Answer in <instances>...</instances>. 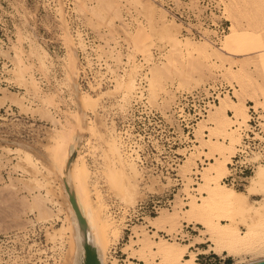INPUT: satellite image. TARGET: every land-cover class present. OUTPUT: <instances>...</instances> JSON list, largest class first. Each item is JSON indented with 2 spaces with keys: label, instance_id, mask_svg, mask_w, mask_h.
Instances as JSON below:
<instances>
[{
  "label": "rangeland",
  "instance_id": "1",
  "mask_svg": "<svg viewBox=\"0 0 264 264\" xmlns=\"http://www.w3.org/2000/svg\"><path fill=\"white\" fill-rule=\"evenodd\" d=\"M60 1L62 14L57 12L59 0H0V53H2L1 49L6 50L8 46L10 49L6 51L11 55H13L12 49L14 51L15 48L18 49L16 52L19 51L18 54L24 63L29 65L35 88L37 90L39 88L38 96L48 98L52 104H49V109L55 120L64 123L69 119L72 124L70 141H73L76 148L70 150L68 146L71 142H69V145L66 143L67 147H64V151H75L74 158L77 164L84 163L89 171V177L85 180L87 193L92 200L97 201V196L100 197L103 204L107 206V212L112 217L113 224L118 225L117 227L121 230V235L117 239L112 236V238L109 237L106 245L107 264L125 262L123 260L130 251L133 253L132 260L143 263L149 259L151 264H163L160 256L150 255L147 246L143 245L145 243L143 225L150 234H153L151 223L145 221L147 220L146 217L136 219L137 217L134 215L129 216L133 223L130 222L127 220L128 216H125L126 209L139 201L147 210L156 205V207H165L170 211L176 207L180 211L181 208L189 207L190 193L196 197L200 195L198 184L200 175L198 172L205 165L208 160L206 158L211 152H209V145L204 139H210L219 132L213 128L215 124L207 116V122L205 121L204 125H199L200 129L196 126L198 131L193 129V138L190 142V138L186 137L181 129L183 122H180L181 118L175 114L173 108L175 99L179 94L199 90L209 82L219 84L222 91L230 86L232 88L230 93L233 92L232 98L234 100L243 98L244 107L245 105H254L258 114L263 116L264 0H208L209 3L215 4L216 12L219 14L217 16L215 13H211L212 17L222 15L223 23L230 26L231 21H234L235 26L229 28V33L221 37L219 42L211 40L215 44L213 46L220 47V49H213V51L208 47L207 58L199 56L197 52L191 53V55L186 50H182L181 55L175 56L173 53L169 57L167 45L164 46L162 43L156 42L149 46L144 43L145 36H148L149 26L146 16L142 12L140 13L138 8H134L125 0H98L114 17L116 23L127 32L130 31V40L138 48L135 51V58L127 64L124 61L129 60L128 53L130 48L132 49L131 45L118 31L110 28L100 18L92 14L89 0ZM199 1L203 0H156L158 6L160 5L168 11L157 8L156 19L158 24L156 23V25L164 24L173 19L171 14L174 13L169 11L167 5L175 6L176 9L180 7L195 9L198 8ZM93 2L95 3L96 0ZM161 12H163L162 15ZM61 17L62 20H60ZM176 20L181 21L177 18ZM183 26H187L184 21H182L180 31ZM63 27L71 34V44ZM209 32L211 31L204 30L210 40ZM79 37L82 38L83 46H80ZM114 44L120 50L122 58L120 63L111 57L110 48ZM69 47H71L72 56H74L73 66L72 57L69 56ZM149 48H151L153 56L145 59V53ZM43 51L46 52V56L40 58ZM5 57L3 53L0 54V86L7 87L11 91L23 92V88H20L11 79L9 80L12 74L7 72V69L11 68L12 64ZM169 58H173L170 59L171 62ZM41 59L44 61L43 64L40 62ZM153 62L161 63L160 66L168 63V65L166 64L167 67L166 65L160 67V72L154 78L150 70ZM133 64L137 67H134ZM124 66L127 71L132 67L134 68L130 71L135 78L133 72L135 70L136 72L139 70L147 71V75L152 77V90L145 92L144 95L147 96L152 93L151 101L148 102L147 98L143 96L141 101L131 99L124 110L119 106L121 91L124 87L114 86L113 76L126 75L124 74ZM229 71L232 74L237 73V76L234 74L236 77L233 78ZM69 72H74L76 75L78 91L85 100L84 107L80 102L81 97L79 100L77 98L79 96L75 93L73 95L69 88ZM137 81L139 82V78ZM142 82L146 84V81ZM112 88L113 90L116 88V92ZM251 95L259 101H257L258 104L254 99L249 100ZM6 108V106H0V238H2L1 249L4 250L0 259L1 263L4 264L7 256H11L9 264H53V254L59 251L63 255L60 264H76L80 246L77 227L74 226L73 218L70 219L73 210L65 189H62L60 176L56 174L55 169H51L52 171L48 173V169L53 164L48 159V155L51 153L53 143L51 133L56 121L53 122V119L51 121L50 118L42 117L39 114L23 113L15 105ZM231 108L233 109L234 106ZM235 109H237V105H235ZM244 109L248 118V108L245 107ZM233 113L234 109L232 112L229 111L230 115ZM104 117L108 122L114 120L115 127L121 132V135L123 134L122 137L126 145L131 142L134 144L132 140L140 143L143 136L145 140L151 138L154 143H150L152 147L147 149L146 162L143 164L142 156L138 162L142 164L144 172L143 178L137 180L136 194L134 193L133 196L126 193V180L118 175H112L105 164L104 154L99 143V134L95 127L96 123L99 125L101 118L104 120ZM76 118L77 121L74 123ZM236 123H238L237 126L243 124L237 120ZM56 126L59 127V124ZM126 130L129 132L127 137L126 132H123ZM176 132L185 138H176ZM204 132L207 135H204ZM149 134H152L154 138ZM224 135L221 133L222 138H227ZM237 135L239 136V134ZM137 137H139V141L135 139ZM19 147L22 151L30 153L32 161L46 176L49 186L56 195L55 199L63 206L61 217L64 218L66 215V222L60 249L53 246V243L46 238V230L59 227L62 221L57 219L52 222H38L34 220L33 213L28 209L26 201L30 198V193L18 181V178H24L27 175L21 169L17 168L16 170L12 166L17 155L14 149ZM9 149L11 150L9 151ZM138 149L140 153L143 150V145ZM205 149L209 155L203 152ZM235 151L233 149L232 153ZM190 152L193 154L192 163L188 167L189 170L187 168L185 172H182L180 163L186 159ZM232 153L229 154V157ZM229 157L228 159H230ZM228 167L230 169L227 174H230L224 178V181L228 185L230 184L229 186L243 190L246 183L245 175L238 168L231 169L230 164ZM154 175H159L164 183L167 182L165 176L172 178V181L163 185L161 189L157 186L151 187L149 179L153 178ZM133 182L131 180V183ZM155 214L146 212L147 216H154ZM193 222L188 223L180 219V223H175L172 226V232L167 233L160 230L158 234L168 238L169 241L176 240L181 243L193 241L197 235L204 237V233L199 234V225ZM126 223H130V225L126 226ZM147 223H149L148 226L145 225ZM241 229L244 228L241 227ZM14 232L23 233L22 238L14 243L7 241V234ZM3 235L6 236L3 237ZM15 237L17 238V236ZM130 239L137 242L132 241L131 244ZM127 243L130 246H127ZM196 246L202 248L206 246V243H199ZM136 248L138 251L135 250ZM194 248L195 245L190 247V249L197 251L195 264H240L251 257L248 253L244 257L245 259L240 260L237 256L215 254L211 251L198 253L199 251Z\"/></svg>",
  "mask_w": 264,
  "mask_h": 264
},
{
  "label": "bare ground",
  "instance_id": "2",
  "mask_svg": "<svg viewBox=\"0 0 264 264\" xmlns=\"http://www.w3.org/2000/svg\"><path fill=\"white\" fill-rule=\"evenodd\" d=\"M89 1L91 2L92 14L100 18L110 28L118 31L121 35H123V38L131 45L132 49L130 48V51L128 53L129 60L126 62L124 61L125 64L129 63L132 59L135 58V51L138 49L136 48L133 41L130 40V31L127 32V30L122 28L121 25L116 23L114 17L108 12L106 7L101 4V2L99 3L98 0H96L95 3L93 2V0ZM125 1L128 4L133 5L134 8H138V11L140 13L142 12V14L147 18L149 26L148 36H145L144 43L149 46L153 43L155 44L156 42L162 43L164 46L167 45L168 53H170L169 57L172 56L171 54L173 53L176 56L182 53V50H186L187 53L193 54L197 52L199 56H204V58H207L208 56L206 55V51L208 47H210L212 50H217L218 48L220 49V47H214V43L206 36L203 37V39L198 40H193L191 38H188L187 36H181L180 38V28L182 26V21L178 22L174 14H171L173 16V19L167 21L164 24L156 25L157 8H161V10L163 9V11L168 12L165 8H162L160 5L158 6L156 0ZM58 6L59 7H57V12L61 13L62 4L60 0ZM162 14L163 12H161V15ZM60 20H62V17L60 18ZM232 26H235L234 21H231L230 26H228L227 32L224 33L222 37L226 36L229 33L228 30ZM65 32L71 44V34L67 29H65ZM81 39L82 38L79 37V43L81 44L79 45L83 46ZM124 39L123 41H125ZM134 41L136 40L134 39ZM8 49H10L9 46ZM69 49L70 55H67L72 57L71 59L73 60V66L74 56H72L71 47H69ZM150 49L151 48L147 49V52L145 53V59L153 56ZM6 50L1 49V52L4 54V56H6L5 58L9 59L12 64V67L7 69V72H10L12 74L9 80L11 79L20 88H23L24 91H11L7 87L0 86V106L11 108L15 105L17 109L19 111H22L23 113H30L31 115L39 114L42 117L50 118V120L53 119L54 121H51L55 122V117H53L51 110L49 109V104H52L49 102L48 98L38 96L39 88L38 90L35 88L36 86L34 85L32 75L29 71V65L24 63L23 59L18 54L19 51L16 52V50L18 49L15 48V51L14 49H12L13 55L9 54ZM110 53L111 57H113L116 62L120 63L122 61L120 50L117 49L115 44L110 48ZM45 56L46 52L43 51L40 58ZM175 56L173 55V58ZM170 59L171 58H169V61ZM40 62L43 64L44 61H42L41 59ZM166 64L168 65V63H164L163 66H160L161 63L159 64L153 62L150 68L152 77L154 78L160 72V67H164V65ZM134 65L135 64H133V66ZM134 67L137 66L135 65ZM133 69V67L130 68V70ZM130 70L127 71L124 66V74L127 75V78H125L126 75L116 77L113 76V81H115L114 86L124 87L121 91V102L119 103V106L123 110L128 106L131 99L141 101L143 96L145 95V92L152 90V77H149L150 75H147V71H133L136 76L135 78L134 74L132 75V71ZM232 71L234 70L232 69ZM237 71L238 70H236V72ZM237 73H231L232 77L235 78L237 76ZM234 74L236 75L235 77ZM137 76L139 78V82L137 81ZM68 77L70 81L69 88L72 91V94L74 95L75 93V95H78V99L81 97V100H79L82 107H84L85 100L81 96L82 94L78 91V83L76 81L75 73H70ZM142 80L146 81V84H143ZM147 84L149 85L148 87ZM229 88L232 89L230 86ZM115 89L116 88H114L113 90L112 88V90L116 92ZM225 92H220L217 95L218 102L214 104L212 103L207 110L206 115L198 118L195 123V127H193V129L197 130L199 125H204L205 121L207 120L206 117L208 116V119L212 120V122H214L215 124L213 125V128L215 130L217 129V132H219L215 133L214 130V133L216 134H213L214 137H211L210 139H204V141H206L209 145V152H211L209 155L206 149L203 150V152L205 154H208L210 157L208 156V158H206V160H208L205 162V165L199 169L198 172V174L200 175V177H198L200 179V181H198V184L200 186V195L196 197L192 193H190L191 198L188 203L189 207L184 209L181 208L180 211L176 207H174L172 211L166 209L165 207H161L158 209L157 213L154 216H145L147 218V220L145 221L150 222L151 226L153 227V234H150L149 230H146L145 226L143 225L145 237V243H143V245L145 244L147 246V249L150 251V255L160 256L159 258L162 260L163 264H195V259H197L195 257L197 251L190 249V247H192L193 245H195L194 249H197L199 251L198 253H206L208 251H211L215 254L237 256L240 258V260L245 259L244 257L249 253L251 256L250 259H245L240 264H249L264 258V138L261 136V142L258 145V149H252L249 155L246 157V160L254 163V169L253 172L246 178L244 189L240 190L234 188L233 186H229L230 184L228 185L224 181V178H226L227 175L230 174H227V171H229L230 169L228 167V164L232 161L231 157L235 154L232 153V150H236L237 145H239L241 142L240 129L249 127V108L252 107L254 109V105H245V107L248 108L249 117L247 118L244 109V99L240 97L237 100H234L232 98L233 92L232 94L228 90H226ZM151 94L144 96L147 98L148 102L152 100ZM250 97L251 98H249V100L254 99V101L257 103L258 100L255 99V97H253L252 95ZM234 104L237 105V109H235ZM232 105L234 106V113L230 115L229 111H233V109L231 108L233 107ZM254 110L257 112V109ZM259 115V118L263 117L261 116V114ZM76 117H78L77 114ZM101 119L99 125H97L96 123L95 127L97 128V133L99 134V143L102 153L104 154L105 164L109 168V172L112 175H118L126 180V193H128L129 196H133L134 193L136 194L135 185L138 178H143L144 169L142 167V164L138 163L141 160V155L138 148H141L142 145L135 140H132L134 141V144L133 142H131L130 144L126 145L122 137L123 134L121 135V132L118 131L115 127V124L113 122L114 120L108 122L107 120H105V117L104 120L103 118ZM236 120L238 122H242L243 124L237 126L238 123H236ZM76 121L77 118L75 119L74 123H76ZM58 124L59 127L56 126ZM53 125L54 127L52 129V133L50 132L53 143L51 145V153L48 155V159L51 160V163L53 164L51 168L48 169V173L52 171L51 169H55L54 171L56 172V174L60 176L62 189H65L68 195V200L73 210L71 211L70 219L73 218V222L75 224L74 226L77 227L78 243L80 246V252L78 253V260L76 264H83L85 242H88L94 247L96 254L100 260V264H107L106 245L109 241V237L112 236L117 239L121 235V230H119V228L117 227L118 225L116 226V224H113L114 221L110 214L107 212V206L103 204L102 200H100V197L97 196V201L92 200L87 193V190L85 189V180L87 177H89V171L85 167L84 163L77 164L74 158L76 155L75 151H64V147H67L66 143L67 145H69V142H71L68 146L70 150L72 148V150L76 148V146L73 144V141H70V130L72 124L69 122V119H67L64 123H61L59 122V120H57ZM196 126L198 127L196 128ZM200 128L201 127H199V129ZM236 129L238 132L237 134H239L240 136V139L236 134ZM128 130L125 131L126 137L127 135L129 136ZM221 133H223V135L225 134L227 138H222ZM204 135L207 134L204 132ZM10 150L11 149H9V151ZM14 151L17 155L15 156L16 161L13 162L12 166L16 170L17 168L21 169L27 175V177L24 178L21 176L22 178H18V181H20L28 190V193H30V198L26 202L29 207L28 209L34 215V220L43 223L52 222L53 220L56 221L57 219L58 221H62L59 227L52 228L51 230H46V238H48L53 243V246H57V248L60 249L63 243V228L66 222V215L64 216V218L61 217V214H63V206L55 199L56 195L52 188L49 186L46 176L42 174L36 163L32 161V159L30 158V153L22 151L20 147L15 148ZM231 153L232 155H230L229 157V154ZM228 157L230 159H228ZM192 160L193 154L192 152H190V154L187 155L186 159H184V161L180 163L182 172H185L186 169L190 167ZM165 179L167 181L166 183L161 181L159 175H154L153 178L151 177L149 179V182L151 183L150 186H157L159 189H161L163 188V185L171 183L172 181V178H170L169 176H165ZM131 180H133L134 182L131 183ZM135 205L136 203L133 206L129 207L134 208ZM122 217L124 218V216ZM180 219H183V221L188 223H192V221H194L199 225V234L204 233L205 236L200 237V235H197L195 236V240L181 243L176 240L169 241L168 238L162 237L160 234H158V231L160 230H164L167 233L172 232V226H174L175 223H180ZM148 224L149 223L145 225L148 226ZM241 227H243L244 229H241ZM152 237L154 238L152 239ZM129 241H131L132 244V241L135 240L130 239ZM204 242L206 243L205 247L201 248L196 246L197 244ZM128 245L129 243H127V246ZM137 249L138 248H136L135 250ZM132 254L133 253L130 251V253L127 254V257L123 260L125 262H121L119 264H151V262H149V259L148 261L145 260L146 258L143 259L145 260L143 261V263H141L140 261L132 260ZM52 260L53 264H60L63 260V255H61L59 251H56L53 254Z\"/></svg>",
  "mask_w": 264,
  "mask_h": 264
},
{
  "label": "built area",
  "instance_id": "3",
  "mask_svg": "<svg viewBox=\"0 0 264 264\" xmlns=\"http://www.w3.org/2000/svg\"><path fill=\"white\" fill-rule=\"evenodd\" d=\"M198 8L190 9L187 7H180L175 8V6H168L167 8L171 13H174L176 18L178 20L186 22L185 27L181 29V36H189L193 39H203V37H207L206 33H204V30H210L209 36H211L210 40H214L216 42H219L222 35L227 31L229 24L223 23L221 20L222 15L219 17H212L213 15L211 13H215L217 16L215 4L209 3L207 0L199 1L198 2ZM200 10V11H199ZM226 20V19H225ZM143 81V80H142ZM228 91L232 90L229 87H227ZM226 90L222 91L220 90V85L217 83H207V85H204L199 90L190 91L189 93H183L179 94L178 97L175 99L174 102V111L179 118H181L180 122H183L180 124L183 134L190 138V142L193 138V127L197 121L198 118L202 117L203 115H206L207 110L209 109L210 105L213 103L218 102L217 95L221 92L224 93ZM232 94V91H231ZM249 127L240 129L241 133V142L239 145H237V149L235 151V154L231 157L232 161L229 163L231 166V169H239V171L245 175V178H247L254 169V163L251 161L246 160V157L249 155L250 151L252 149H258V145L261 142V136L264 138V113L262 114L263 117L259 118V114L251 107L249 108ZM127 129V128H126ZM186 129V130H185ZM177 131V130H176ZM125 132V131H123ZM176 138L184 139L185 137L180 136L178 132ZM152 138L154 136L152 134ZM139 136V134H138ZM143 135L141 134V137ZM143 139L140 141V143L143 145V150L140 151V154L142 156V162L143 164L146 162L145 159L147 157L146 152L148 153V148L154 144L152 142V139L148 138L147 140ZM139 141V137L135 138ZM144 154V155H143ZM146 154V155H145ZM147 160V159H146ZM140 205V206H138ZM161 206L156 207V205L152 206L151 209L147 210L145 209V206L142 205L141 202L138 201L136 203L135 207L128 208L126 215L128 216L127 220L133 223L131 219H129V216L131 217L134 215L137 217L136 219H144L146 216V212L148 214L151 213H157L158 209ZM142 222V221H141ZM130 225V223H126V226ZM23 233L14 232L11 234H7L8 238L7 241H11L14 243L18 239L22 238ZM6 235H3L5 237ZM17 236V238L15 237ZM2 244V238H0V259L2 258V254L4 253V250L1 249ZM11 256H7V259L5 260L4 264H9ZM2 261L0 260V264ZM8 262V263H7ZM53 262V261H52Z\"/></svg>",
  "mask_w": 264,
  "mask_h": 264
},
{
  "label": "water",
  "instance_id": "4",
  "mask_svg": "<svg viewBox=\"0 0 264 264\" xmlns=\"http://www.w3.org/2000/svg\"><path fill=\"white\" fill-rule=\"evenodd\" d=\"M73 201V200H72ZM81 219V218H80ZM83 264H100L94 247L88 242L84 243V261ZM249 264H264V258Z\"/></svg>",
  "mask_w": 264,
  "mask_h": 264
},
{
  "label": "crops",
  "instance_id": "5",
  "mask_svg": "<svg viewBox=\"0 0 264 264\" xmlns=\"http://www.w3.org/2000/svg\"><path fill=\"white\" fill-rule=\"evenodd\" d=\"M207 132V131H206Z\"/></svg>",
  "mask_w": 264,
  "mask_h": 264
}]
</instances>
